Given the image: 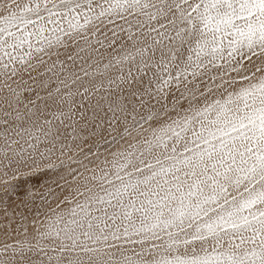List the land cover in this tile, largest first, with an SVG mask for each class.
<instances>
[{
	"label": "snow or ice",
	"instance_id": "6c2138e0",
	"mask_svg": "<svg viewBox=\"0 0 264 264\" xmlns=\"http://www.w3.org/2000/svg\"><path fill=\"white\" fill-rule=\"evenodd\" d=\"M0 264H264V0H0Z\"/></svg>",
	"mask_w": 264,
	"mask_h": 264
}]
</instances>
